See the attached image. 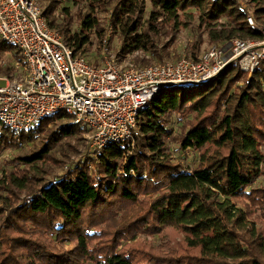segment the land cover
<instances>
[{"label":"trees","instance_id":"obj_1","mask_svg":"<svg viewBox=\"0 0 264 264\" xmlns=\"http://www.w3.org/2000/svg\"><path fill=\"white\" fill-rule=\"evenodd\" d=\"M86 1L91 8H97L104 0ZM114 1L108 23L121 41L116 58L140 51L160 59L166 48L157 53L156 36L161 35L166 24L177 28L180 16L189 9L199 13L200 25L206 29L210 43L223 45L234 38L261 37L258 28L248 26L249 10L237 0H149L152 12L146 28L140 20L146 0ZM249 3L254 6L252 16L257 21L263 19L264 25V0ZM42 13L74 55L85 57L92 45L91 35L97 39L104 33L89 13L79 20L74 32L68 25L48 20L47 11ZM13 48L0 40V53ZM196 50L189 58L196 59L198 47ZM15 54L20 60L17 50ZM11 72L10 66L0 68L4 76L10 77ZM234 85L236 91L231 90ZM180 112L195 115L194 123L177 142L180 149L200 150L209 144L227 152L203 156V161L191 171L172 164L167 150L173 136L170 117ZM53 121L59 123L52 137L87 132L85 127L73 124L71 116L56 113L17 134L0 126V140L7 134L17 135L18 139L41 134ZM133 137L132 142L110 144L94 152L98 175H91L85 167L69 171L32 191L24 200L22 211L15 214L17 219L26 214L32 226L55 236L70 234L76 245L69 256L52 255L31 240L7 239L1 243L0 264H21L13 254L17 249L28 253L25 264H74L78 260L91 264H264V238L247 220V209L234 204V200L243 199L264 209V192L246 191L260 176L264 160L259 151L260 140L264 139V62L249 79L231 63L204 84L161 90L138 116ZM45 148L22 161L28 165L40 162L47 154ZM148 195L156 196L145 213L115 236L130 235L132 239L140 232L159 234L163 227H175L184 235L186 249L196 251L197 256L175 257L170 253L157 257L151 249L139 248L137 243L118 249L115 239L107 246L88 247V240L101 235V231L88 227L90 222L136 205ZM103 248H107L106 255L97 259V251Z\"/></svg>","mask_w":264,"mask_h":264},{"label":"rangeland","instance_id":"obj_2","mask_svg":"<svg viewBox=\"0 0 264 264\" xmlns=\"http://www.w3.org/2000/svg\"><path fill=\"white\" fill-rule=\"evenodd\" d=\"M237 1L249 10V15H253L252 7L254 6L250 5L249 0ZM37 3L42 11H47L46 17L48 20L55 21V24L68 25L72 32L78 30L79 20L87 13L97 20L99 30H104V33L101 38L97 39L95 38V34L91 35L92 45L85 56L90 62L93 61L96 54L100 53L102 41L107 42L109 54L118 60V64L125 63L136 67H146L164 62L172 63L181 57L189 58L192 52L197 51V47L198 52L196 54H199L211 45H222L220 43L213 44L208 42L206 29L199 22V13L194 9H189L186 10L185 15L180 16L177 28L173 27L172 23L166 24L163 26L161 35L156 36L155 45L157 53L162 48H166V54H163L160 59L150 53L140 51L126 55L125 57L116 58L121 48V41L119 34H115L114 29L108 23L111 9L115 4L114 0H104L97 8H91L89 2L86 0H37ZM151 12V4L149 0H146L143 12L140 14L143 28H146ZM253 19L256 21L255 24L257 26L264 28L263 19L259 21L255 17ZM54 31L57 32V30ZM15 53V48L0 53V68L6 65L10 66L12 72L8 78L10 81L20 82L23 79L24 73L22 69L14 67L16 61H20L16 58ZM240 71L246 79H249L253 75V73L249 74L242 70ZM0 77L7 76L0 73ZM4 84V82L0 81V86H4ZM237 85H234L231 90L236 91ZM170 118L171 124L169 127L173 132V136L168 141L167 150L172 164H177L183 169L191 171L198 167L201 159L203 161V156L207 158L217 156L218 152L222 154L227 152L226 150L220 151L216 146L209 144L200 150L183 151L177 142L187 128L194 123L195 115L188 112H180L171 114ZM58 123L56 121L50 122L41 134H33L21 139H18L17 135L7 134V137L2 138L4 141L0 140V251L1 243L7 242V239L18 238H23L27 241L31 240L44 250L51 251L52 255L56 253L69 256L70 252L75 248V239L70 234L55 236L44 229L39 230L32 226L27 215L24 213L19 219L14 217L16 213L22 211V207L25 204L24 200L32 191H37L42 185L68 174L69 171L74 172V170L85 167V170L89 171L91 175H98L96 171L98 168L95 164L96 157L94 155V152L97 151L93 149L88 132H77L72 137H52L53 129ZM42 147H46L47 154L40 162L28 165L22 161V158L34 152H39ZM259 151L264 157V139L260 140ZM260 169V176L254 180L250 187L246 188V191L253 190L255 194L264 192V160ZM155 196H145L143 197V201L136 205L110 212V215L101 221L90 222L88 227L101 231V235L99 234V237L88 240V247L93 248L95 244L94 248L107 246L109 242L115 239L113 243L118 246V249L137 243L139 248L144 250L151 249L153 256L157 257L167 256L170 253H174L175 257L197 256L198 253L196 251L186 249L182 242L184 235L175 227L161 228L159 230L160 235L153 231L149 233H137L132 239L130 235H125L123 238L115 236L116 232L123 230L137 216L144 214ZM256 196L260 198L263 195ZM234 204L237 208L247 209V220L252 222L257 233H260L264 238V209H259L258 204L250 203L243 199L234 200ZM12 213L14 214L12 215ZM15 231L18 233H15ZM106 253L107 248L99 249L96 253L97 259H99L98 256H105ZM13 254L21 260V264H25L29 256L27 255L28 253L18 249ZM44 264L48 263L45 262ZM74 264L91 263H88L87 260H78Z\"/></svg>","mask_w":264,"mask_h":264},{"label":"built area","instance_id":"obj_3","mask_svg":"<svg viewBox=\"0 0 264 264\" xmlns=\"http://www.w3.org/2000/svg\"><path fill=\"white\" fill-rule=\"evenodd\" d=\"M258 39L211 45L196 59L136 67L118 64L106 41L92 62L74 55L49 27L37 0H0V40L20 54V82L0 77V126L24 132L42 118L66 113L85 127L95 151L133 141L138 116L168 87L204 84L234 63L252 74L264 62V28L251 15Z\"/></svg>","mask_w":264,"mask_h":264}]
</instances>
